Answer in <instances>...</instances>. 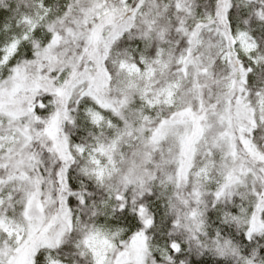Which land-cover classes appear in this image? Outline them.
<instances>
[{
  "label": "snow or ice",
  "instance_id": "1",
  "mask_svg": "<svg viewBox=\"0 0 264 264\" xmlns=\"http://www.w3.org/2000/svg\"><path fill=\"white\" fill-rule=\"evenodd\" d=\"M0 264H264V0H0Z\"/></svg>",
  "mask_w": 264,
  "mask_h": 264
}]
</instances>
